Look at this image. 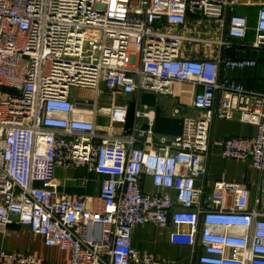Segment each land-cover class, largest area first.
<instances>
[{
    "label": "built area",
    "instance_id": "obj_1",
    "mask_svg": "<svg viewBox=\"0 0 264 264\" xmlns=\"http://www.w3.org/2000/svg\"><path fill=\"white\" fill-rule=\"evenodd\" d=\"M247 52L264 56V0H0V230L23 225L69 264H178L132 247L142 225L170 228L190 263L264 264V92L227 77L258 66ZM142 94L175 100L162 112L180 136L151 131ZM214 120L255 135L212 143ZM212 148L257 173L252 208L246 183L208 193ZM57 167L103 177L97 197L64 193ZM0 264L45 263L1 250Z\"/></svg>",
    "mask_w": 264,
    "mask_h": 264
},
{
    "label": "crops",
    "instance_id": "obj_2",
    "mask_svg": "<svg viewBox=\"0 0 264 264\" xmlns=\"http://www.w3.org/2000/svg\"><path fill=\"white\" fill-rule=\"evenodd\" d=\"M241 11V10H240ZM243 12V11H242ZM253 15V12H251ZM253 18V17H252ZM240 56V55H238ZM244 58L256 57L259 61L255 69L228 72L229 80L237 81L246 88L257 92H264V56L252 52L245 53ZM182 85L179 89H188ZM181 99V98H180ZM183 104L190 105V97L182 98ZM255 127L238 121L214 120L210 131L212 143L222 141L228 137H254ZM55 177L62 182V191L70 195H80L86 198H96L99 192V184L103 177L88 173L84 168L66 170L62 167L55 169ZM216 181L241 182L250 186L251 197L249 208L253 206V199L257 193V173L250 168L249 163L234 160H223L219 151L211 149L208 163L207 191H212ZM143 186L147 191H152L153 186L149 176L143 178ZM170 228H160L151 225L136 227L132 233V247L139 252H148L166 261H176L178 264L190 263V247L184 245H172L169 243ZM32 253L44 260L45 264H69V253L55 247H47L42 240L32 235L29 229L18 223L0 230V251ZM201 251V247H199Z\"/></svg>",
    "mask_w": 264,
    "mask_h": 264
},
{
    "label": "water",
    "instance_id": "obj_3",
    "mask_svg": "<svg viewBox=\"0 0 264 264\" xmlns=\"http://www.w3.org/2000/svg\"><path fill=\"white\" fill-rule=\"evenodd\" d=\"M140 105L153 107L155 112L154 124L151 131L158 135L178 137L182 132V119L165 116L159 99L152 94H142L140 97ZM135 103L129 102L126 111V119L124 124V135H128L134 124ZM139 130H146L145 125H139Z\"/></svg>",
    "mask_w": 264,
    "mask_h": 264
},
{
    "label": "rangeland",
    "instance_id": "obj_4",
    "mask_svg": "<svg viewBox=\"0 0 264 264\" xmlns=\"http://www.w3.org/2000/svg\"><path fill=\"white\" fill-rule=\"evenodd\" d=\"M236 13H239V10H236ZM73 96L77 99H86L88 101H92L93 99V92L91 90H79V89H72ZM181 101L182 98L180 99ZM159 102L161 104L162 110L165 114L169 115L171 109L175 105V100L169 97H161L159 98ZM103 118H99L100 123H105Z\"/></svg>",
    "mask_w": 264,
    "mask_h": 264
}]
</instances>
